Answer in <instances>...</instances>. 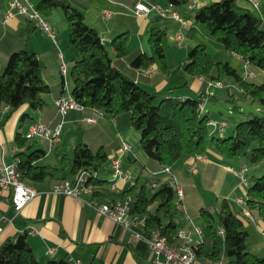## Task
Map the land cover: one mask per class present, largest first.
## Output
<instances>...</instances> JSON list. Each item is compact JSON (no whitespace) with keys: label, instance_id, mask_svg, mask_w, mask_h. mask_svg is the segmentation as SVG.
<instances>
[{"label":"trees","instance_id":"trees-1","mask_svg":"<svg viewBox=\"0 0 264 264\" xmlns=\"http://www.w3.org/2000/svg\"><path fill=\"white\" fill-rule=\"evenodd\" d=\"M31 1L43 16L56 10L63 12L71 26L70 42L77 55L67 73L61 71L60 83L54 85L53 80H46L49 70L41 65L35 52L26 48L10 52L0 67V110L8 106L12 113L28 105L42 111L44 117L40 121L56 122L61 118L58 106L56 103L50 105L47 95L56 92L59 97L69 93L82 106L81 110L113 122L114 135L127 127L136 129L147 158L146 161L136 160L140 164V175L146 171L147 176L140 181L139 175L120 198L113 201L125 199L128 195L132 197V218L138 221L146 216L145 224L137 228L147 237L159 230L174 244L180 242L179 230L188 228L192 219L201 217L207 234L194 243L201 262L212 263L224 253L228 264H264V235L245 213V210L257 212L264 221V173L252 177L245 205L239 203L237 211L229 198L222 199L219 205H205L191 177L180 178L184 181V196L181 198L169 181L170 176L177 175L173 164L188 157L205 156L209 149L224 160L238 157L255 163L264 158V114L251 112L248 118L237 123L231 134L223 135L226 126L221 129L210 123L216 118H212L208 111L204 112L205 104L199 98L209 94L210 81L232 77L241 91L250 94L253 100H259L264 107V81L249 79L246 75L252 74L247 68L246 75L240 73L230 61L214 58L206 43L197 42L189 50L184 71L188 76L204 77L206 88L185 96L175 94L178 86L151 91L141 85L140 79L156 84L171 72L163 44L168 34L167 26H151L150 52L130 50L128 32L115 36L110 44H106L99 30L85 20L83 11L71 0ZM146 1L157 4L160 0ZM167 1L177 9L190 3V0ZM20 15L36 23L26 15ZM194 20L199 29L225 50L240 55L246 66L254 64L264 71V22L255 12L240 6L237 0H215L195 8ZM154 65L156 73L151 77L144 75L143 71ZM68 76L72 80L70 91L66 85ZM86 134H90L88 129ZM30 139L33 138L21 131L15 137L17 151L14 161L21 179L31 185L48 177L60 178L61 168L40 163L46 150L35 148ZM110 142L98 146L80 142L74 147L72 171L75 177L81 170L86 171L85 184L96 188V193L108 188L109 180L100 177L98 172L110 159ZM167 165L171 166L170 172L163 171ZM0 264L76 263L67 258L40 262L26 233L22 232L0 247Z\"/></svg>","mask_w":264,"mask_h":264},{"label":"crops","instance_id":"crops-1","mask_svg":"<svg viewBox=\"0 0 264 264\" xmlns=\"http://www.w3.org/2000/svg\"><path fill=\"white\" fill-rule=\"evenodd\" d=\"M94 1L71 0L73 5L83 11L85 20L99 30L102 39L112 41L116 35L128 32V47L130 50L141 49L150 52L148 38L151 26L153 24L163 25V23L172 18L175 20L173 24L175 32L170 34V38L177 45H184L187 36L192 37L190 45L200 42L193 38L196 37V32L206 33L196 25L194 9L215 0H193L190 6L187 5V7H180L179 9L173 7L185 20V24L180 19L162 14L163 10L171 7L167 0H164V2L160 0L157 4L146 0H100L101 2L99 1V3L101 5L98 4L92 10L91 5ZM138 1L145 2L149 6L148 11L137 13L135 4ZM237 2L240 6L255 12L264 22V0H237ZM9 3L10 0H0L2 22L0 24V67L8 58L10 52L17 48H26L35 52L40 59L41 65L49 70L48 75L45 77L46 80H53L54 85L59 84L62 78L61 63L65 62L68 70L77 55L76 49L70 42L71 27L69 24L63 33H60L58 28L59 21L65 15L63 12L56 10L52 14L44 16L45 18L47 17L46 20L52 27L54 33V36H52L48 32L44 33L46 31L42 30L37 23L27 20L22 15L6 17ZM179 32L184 34L182 44L176 40V35ZM208 38L211 39L212 37ZM217 46V50L221 51L220 47L222 46L219 43H217ZM227 52L229 56L244 60L240 55L230 51ZM169 53L170 50H166L167 60L170 63L168 59ZM187 55L182 56L183 67L182 71L180 70L182 76L181 73H178L180 80H175L174 82L171 80L173 78L172 70L171 74L156 84L145 79H140V82L149 90L183 86L180 89L182 94H178L179 96L201 92L206 88L204 77L188 76L184 71ZM245 67L254 76L257 75L255 68ZM143 73L150 77L153 76L156 73V66L145 69ZM67 80V89L70 91L72 80L71 78ZM56 97V92L47 95L50 105H54ZM90 116H94L96 121L88 122L86 118ZM43 117L41 110L32 109L28 105H24L12 113L8 106H4L0 110V162L11 163L15 160L17 151L15 137L17 132L21 131L26 134L29 127L33 123L42 120ZM59 120L60 118L56 122H49V124L55 125ZM112 125L114 123L106 117H99L88 110L73 109L65 117L60 139L51 148H49L48 140L44 137L30 139L33 141L35 148H44L46 150V155L39 162L60 167V178L48 177L43 181L31 184L37 189V194L19 212H16L12 205L11 191L0 186V216L2 217L0 224L3 227L0 232V247L9 238L25 232L27 240L40 262H46L48 259L67 258L73 260L76 264H152V254L146 240L136 237L130 228L123 223L114 221L98 209L100 203L120 198V194L127 190L138 178L140 170L138 174L134 175V181L131 184L128 183L129 180L119 179L115 183V188H112V167L106 171H99L98 175L108 179L109 182L108 188L100 189L101 191L97 193L94 192L96 188L93 187H90L89 190H82L78 195L52 191V186L55 183L75 178L72 164L66 166L64 172H62V169L64 159L67 157V152L65 151L74 149L75 145L80 142L98 146L102 142L111 141L108 143L111 163L113 158L119 157L121 166L125 171H128L130 166H124L125 162L122 159L124 155H128L131 164L138 162V160H147L142 149L137 151L135 148L138 137L140 138L139 132L132 127H127L115 134V136ZM87 129L90 134H86ZM124 142H128L131 145L129 150L123 149ZM192 161L193 157L179 160L172 165V168L177 173L183 190L184 181L182 179L191 177L192 184L205 205H219L221 200L229 198L228 195H231L235 189H244L245 194H247V189L244 187L243 182L238 180V174L240 173L238 171L245 164V160H237L235 158L224 160L216 151L209 149L205 159L198 163L196 171L190 170ZM237 161L239 162L238 168L234 169L233 167ZM232 170L236 172L233 173ZM197 175H201L202 183L205 187H217L219 191L217 201L206 203L204 196L198 189L200 180L198 179L199 176L198 178L196 177ZM229 181L233 183L232 192L228 186ZM226 185L228 186L227 188H225ZM222 194H225L223 198H221ZM236 198L244 199L239 194H236ZM248 215L264 235V221L259 214L257 212H249ZM198 218L205 224L201 217ZM196 219H192L188 229L197 223ZM197 226L201 228L200 225ZM206 234L207 231L205 233L202 228L200 234L192 231V236L196 240H202ZM222 254L225 256L224 253Z\"/></svg>","mask_w":264,"mask_h":264},{"label":"built area","instance_id":"built-area-1","mask_svg":"<svg viewBox=\"0 0 264 264\" xmlns=\"http://www.w3.org/2000/svg\"><path fill=\"white\" fill-rule=\"evenodd\" d=\"M193 0H190L189 6ZM163 10V15L172 16L176 19H180L184 24L185 20L180 16V14L173 9V6ZM149 6L143 2L138 1L135 4V11L137 13H143L148 11ZM24 14L32 20H35L40 28L52 36H54L52 27L49 25L45 17L36 8L31 0H10L9 8L6 12V17ZM176 40L178 43L182 44L184 41V34L179 32L176 35ZM60 69L63 74L67 73V65L62 62ZM218 82L217 84H219ZM212 86V81L208 83V88ZM56 105L58 106L59 114L61 116L60 120L55 124L51 125L49 123H44L42 121H37L33 123L30 127L26 136L29 138L34 137H44L48 140L49 148L54 145L60 139V134L62 130V125L65 121L66 114L71 109L81 110L82 106L69 94H63L56 98ZM88 122H95L96 118L94 116L87 117ZM211 124L215 127H220L223 129L227 125V121L216 119H211ZM131 145L128 142L123 143V149L129 150ZM205 159L203 155H196L193 158V162L190 165L191 171H196L198 167V160ZM246 165L242 167L244 172ZM112 188H115V183L119 179L123 180H133L134 175L128 171H125L121 166V161L119 157L112 159ZM163 171L170 172L171 166L167 165L163 168ZM87 179V173L81 170L73 180H61L52 186V191L55 193H66L72 195H78L82 190H89L90 187L85 184ZM170 184L176 191L178 197L184 196V190L177 178H172L169 180ZM153 186L156 183L152 184ZM0 186L11 191V201L16 212L26 206V204L34 198L37 194V189L32 185L27 184L21 179L20 173L17 170L16 162L2 163L0 162ZM237 202L245 205V200L242 198H236ZM131 201L132 197L128 195L125 199L116 201H107L100 203L98 209L101 213L109 216L116 222L123 223L126 227L130 228L136 237L146 240L149 245L152 254V264H206L199 260L196 253L194 243L195 240L192 236V231L201 233V228L197 225L192 226V228H181L178 232L180 242L171 244L167 237L162 235L159 230L153 231L152 235L147 237L142 231L137 227L145 224L146 216H143L138 221L134 220L131 216ZM249 214V211H245ZM2 217L0 216V222ZM2 225L0 224V232L2 231ZM223 233V228H220ZM209 264H228L226 263L225 256L222 254L220 258Z\"/></svg>","mask_w":264,"mask_h":264},{"label":"rangeland","instance_id":"rangeland-1","mask_svg":"<svg viewBox=\"0 0 264 264\" xmlns=\"http://www.w3.org/2000/svg\"><path fill=\"white\" fill-rule=\"evenodd\" d=\"M99 1L100 0H95L92 3V5H91L92 10H94L98 4L101 5L99 3ZM161 2H164V0H162ZM174 21L175 20L172 18V19H169V21L163 23V25H161V26H168V34L164 38L163 42H164L165 51L170 50L168 59H169L170 64H171V72L173 70V78L171 79V80H173V82L175 80H180V75L178 73H181V76H182V72H180V70L182 71V67H183L182 56L187 55L189 53V50L194 46L193 44L190 45V41L192 40L191 36H187V38L185 39L184 45H181V46L177 45L176 42L172 38H170V34L172 32H175L174 28H173L174 27L173 24L175 23ZM68 24H69V21L65 18V16H63L62 19L59 21V27L58 28H59L60 33H63L64 31H66V27L68 28ZM69 26H70V24H69ZM44 33H47V32H44ZM196 33H197L195 35L196 37H193V38H196V40H198L200 42L206 43L208 50L211 52V54L214 56V58L222 59V60H228L234 66H236L238 68L240 73H244L245 75L247 74L246 73V67H245L246 62L244 60H242V59L240 60V59H237L233 56H229L228 52L222 47H220V49H222V50L218 51L217 50L218 49L217 48L218 47L217 42L215 40H211L213 38H211V39L208 38V37H211V36H208V34H202L201 32H196ZM250 67L255 68L257 70V75L254 76L252 74V72L248 69L249 70L248 72H250V74H252V75L251 76L246 75V76L251 80L263 82L264 81V71L259 69L254 64L250 65ZM171 72H170V74H171ZM67 79H70V77L68 76ZM218 82H220V83L217 84ZM141 85H143V83H141ZM181 87H183V86H181ZM181 87H178L175 89L176 90L175 94H177V95L182 94V91H180ZM150 90L153 91L154 88L150 89ZM208 92H209V94L202 95L199 98L205 104L204 112L208 111L210 113V116L216 118L217 120L225 119L227 121V125L224 129L223 135L231 134L233 132L234 128L236 127L237 123L243 119L248 118L250 116L251 112H255L258 114H264V107H263L262 103L259 100H253V98L250 94H247V93H244L243 91H241L240 86L232 77H227L224 81H212V86H210ZM139 139L140 138L138 137V141L135 145V148L137 151H140V149H141ZM65 152H67V157L64 159L62 172H64V168H66V166L72 164L73 156H74V149L73 148L71 150H69V151L67 150ZM122 159H123V162H125L124 166H128V165L130 166V169H128V171L131 174H133V175L138 174L139 168H140V164L138 162L131 164L128 155H124V157ZM235 159L238 160L241 158L237 157ZM238 164H239V162L237 161V163L234 165L233 168L237 169ZM245 165H246V169L244 172H241L242 168L239 169L240 171H238V172H240L238 174V180L240 182H243L244 187L247 189L248 183L251 182L253 176H259V175H262L264 173V158L261 161L255 162V163H252V162L246 160ZM110 167H112L111 158L105 163L104 168L102 170H100V172L106 171ZM232 172L235 173L236 171L232 170ZM140 176H141L140 181H144V178L147 176V172L144 171ZM174 176H175V174L170 176L171 178L169 177V180L172 178L173 179L177 178L179 181V178L177 177V175L175 177ZM198 176H199V178H198ZM196 177L200 180V182L198 183V189H199L200 193L204 196L206 203L209 204L210 202L217 201V199L219 197V191H218L217 187L216 186H214L213 188L205 187L202 183L201 175H197ZM133 181L134 180H129L128 183L131 184ZM232 185H233V183H231V181H229L228 186H229V189L231 188L230 189L231 192L234 188ZM154 186H156V185H154ZM228 186L226 185L225 188H227ZM241 190H240V188L235 189V190H233V193L231 195H228L229 200L231 202V205L234 208V210H236V211L240 208V204L236 200V194L243 196L244 199H246V197H247V194H245V190L244 189H241ZM228 192H230V191H228ZM223 196H225V194H222L221 198H223ZM151 209L154 210V206H151ZM196 220H197L196 221L197 223L196 222L195 223L197 225H200L202 230L206 233V231H207L206 224H203L202 220L199 218H197Z\"/></svg>","mask_w":264,"mask_h":264},{"label":"water","instance_id":"water-1","mask_svg":"<svg viewBox=\"0 0 264 264\" xmlns=\"http://www.w3.org/2000/svg\"><path fill=\"white\" fill-rule=\"evenodd\" d=\"M103 41L106 43V44H110V40H108V39H103Z\"/></svg>","mask_w":264,"mask_h":264}]
</instances>
